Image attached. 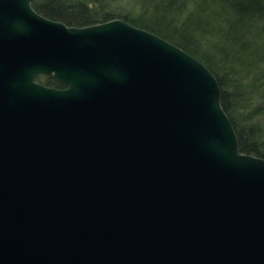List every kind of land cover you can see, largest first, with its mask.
Segmentation results:
<instances>
[{"label":"water","instance_id":"1","mask_svg":"<svg viewBox=\"0 0 264 264\" xmlns=\"http://www.w3.org/2000/svg\"><path fill=\"white\" fill-rule=\"evenodd\" d=\"M32 1L0 0V264H264V160L238 152L210 72Z\"/></svg>","mask_w":264,"mask_h":264},{"label":"trees","instance_id":"2","mask_svg":"<svg viewBox=\"0 0 264 264\" xmlns=\"http://www.w3.org/2000/svg\"><path fill=\"white\" fill-rule=\"evenodd\" d=\"M30 7L66 27L120 19L192 56L216 80L238 152L264 160L259 117L251 123L239 117L262 116L251 107L264 102V0H34ZM34 81L63 88L51 76Z\"/></svg>","mask_w":264,"mask_h":264},{"label":"rangeland","instance_id":"3","mask_svg":"<svg viewBox=\"0 0 264 264\" xmlns=\"http://www.w3.org/2000/svg\"><path fill=\"white\" fill-rule=\"evenodd\" d=\"M251 108L253 109L252 112H258L260 115L262 114V116H259L257 114H249V116H246V114H247V111H246L245 113L240 114L239 117L241 119H245L246 121L250 120V123H251L252 119H256L259 117V119H260L259 124L261 126H263V128H264V102L261 104H253ZM250 117H253V118H250Z\"/></svg>","mask_w":264,"mask_h":264}]
</instances>
